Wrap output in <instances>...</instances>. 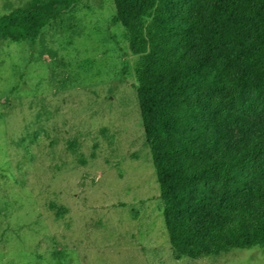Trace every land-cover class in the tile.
<instances>
[{
  "label": "rangeland",
  "instance_id": "1",
  "mask_svg": "<svg viewBox=\"0 0 264 264\" xmlns=\"http://www.w3.org/2000/svg\"><path fill=\"white\" fill-rule=\"evenodd\" d=\"M29 2L0 0V17ZM115 15L79 0L36 41L0 44V264H264V247L174 256Z\"/></svg>",
  "mask_w": 264,
  "mask_h": 264
},
{
  "label": "trees",
  "instance_id": "2",
  "mask_svg": "<svg viewBox=\"0 0 264 264\" xmlns=\"http://www.w3.org/2000/svg\"><path fill=\"white\" fill-rule=\"evenodd\" d=\"M78 1L30 0L0 17V44L36 41ZM113 2L174 256L263 248L264 0Z\"/></svg>",
  "mask_w": 264,
  "mask_h": 264
}]
</instances>
